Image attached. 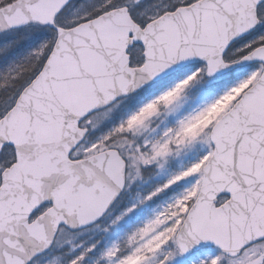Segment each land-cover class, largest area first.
Returning a JSON list of instances; mask_svg holds the SVG:
<instances>
[{
    "label": "snow or ice",
    "instance_id": "obj_1",
    "mask_svg": "<svg viewBox=\"0 0 264 264\" xmlns=\"http://www.w3.org/2000/svg\"><path fill=\"white\" fill-rule=\"evenodd\" d=\"M0 33V264H264V0H0Z\"/></svg>",
    "mask_w": 264,
    "mask_h": 264
},
{
    "label": "rangeland",
    "instance_id": "obj_2",
    "mask_svg": "<svg viewBox=\"0 0 264 264\" xmlns=\"http://www.w3.org/2000/svg\"><path fill=\"white\" fill-rule=\"evenodd\" d=\"M26 39V38H25ZM10 41L19 42V37L14 35H5L0 37V46ZM30 45L26 43L25 45H19L13 49L12 52L9 53L10 57L16 58L23 56L29 50ZM229 82V77H221L218 79L213 80H205L204 83L198 85L193 91L189 94L188 98L186 99V103H188V107H193L195 105L201 104L203 101L208 100L214 93L220 91L227 83ZM172 97H169L168 94H165L163 97L160 98L159 102H170ZM223 105H220L216 111L222 110ZM140 115V114H137ZM200 121H197L193 124L190 128L186 130L187 135H195L197 134V130L201 127ZM193 157H185L183 162L187 163L188 160L192 159ZM182 161L181 160H173L169 165L170 168L175 169ZM167 178V173H162L159 175H155L151 178L148 183H137L133 185L132 193L135 194L136 192L146 193L151 190L153 186L159 183H163ZM168 194H161L159 197L153 198L150 201L145 202L142 206L138 207L132 214L125 217L124 220L120 223L119 226L112 230L111 235L108 239H114L116 236L120 235L123 232L131 231L135 227L139 226L144 220L150 217L155 210H157L158 206L161 205L164 200L167 199ZM129 194H126V198H128ZM198 255L196 253L193 256ZM190 257L186 259H182L181 257L177 256L176 259L173 261V264H190ZM143 256L136 255L134 257L129 258V264H142Z\"/></svg>",
    "mask_w": 264,
    "mask_h": 264
},
{
    "label": "trees",
    "instance_id": "obj_3",
    "mask_svg": "<svg viewBox=\"0 0 264 264\" xmlns=\"http://www.w3.org/2000/svg\"><path fill=\"white\" fill-rule=\"evenodd\" d=\"M7 35H14V36H18L19 37V42L16 44V47L19 46V45H25L26 44V43L23 42L25 40V37L23 36L22 33H11V34H7Z\"/></svg>",
    "mask_w": 264,
    "mask_h": 264
},
{
    "label": "water",
    "instance_id": "obj_4",
    "mask_svg": "<svg viewBox=\"0 0 264 264\" xmlns=\"http://www.w3.org/2000/svg\"><path fill=\"white\" fill-rule=\"evenodd\" d=\"M1 35H4L3 33H0V36ZM221 76H223V75H221V74H217V76L216 77H214V78H217V77H221ZM214 78H212V79H214ZM181 258H187L188 256H180Z\"/></svg>",
    "mask_w": 264,
    "mask_h": 264
}]
</instances>
